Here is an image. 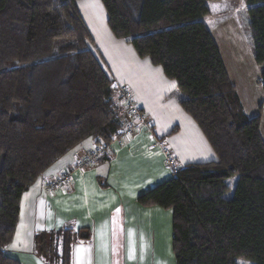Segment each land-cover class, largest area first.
<instances>
[{"label": "trees", "instance_id": "obj_1", "mask_svg": "<svg viewBox=\"0 0 264 264\" xmlns=\"http://www.w3.org/2000/svg\"><path fill=\"white\" fill-rule=\"evenodd\" d=\"M80 1L0 0V264H22L6 248L24 194L84 141L109 145L126 122L114 80L89 48ZM100 1L114 37L176 83L218 157L174 168L137 199L172 211L175 264H264V105L246 114L206 26L207 3L218 0ZM243 2L264 89V0ZM64 231L58 257L72 264L74 238ZM55 238L36 235V246L52 253Z\"/></svg>", "mask_w": 264, "mask_h": 264}, {"label": "crops", "instance_id": "obj_2", "mask_svg": "<svg viewBox=\"0 0 264 264\" xmlns=\"http://www.w3.org/2000/svg\"><path fill=\"white\" fill-rule=\"evenodd\" d=\"M207 4L210 16L205 20L206 26L218 45L246 114L255 116L260 103L264 105V89L258 84L261 71L254 58L250 35L242 33L240 20L233 22L239 16L236 5L223 0L208 1ZM92 42L97 47L101 62H104L103 68L115 82L116 92L117 86L121 84L133 89L138 105L155 124L157 137L162 144L172 149L178 167L188 163L218 161L200 128L180 106L176 83L166 78L161 67L154 66L149 59L140 58L132 45L115 37L97 46L92 36ZM121 49L133 54L127 58ZM246 104L255 106V109L249 111ZM260 131L264 139L262 123ZM93 149L95 145L91 139L77 146L24 194L21 205L25 202L30 206L39 204L41 196L47 195L44 189L46 184L70 172L71 182L50 194L61 219L50 224L44 223L47 226L44 229L50 232L71 230L73 244L85 240L90 247L83 254L86 259L89 257L90 264H111L115 259L116 246L120 248L122 245L125 260L130 259V242L132 245L144 246L138 250L139 261L158 264L152 247L159 244L161 238L166 239L167 252L172 249L173 253V213L158 206L142 207L137 199L173 176V171L161 156L160 148L140 134L125 146L115 147L114 156L108 157L107 161H94L80 169L79 163ZM121 213L123 218L119 219ZM32 227L28 252L33 261L28 264H44L33 254L37 250L33 237L38 226L33 224ZM75 230H79L78 235ZM82 232H86L88 237H81ZM119 238L122 240L117 242ZM76 250L77 247L74 252ZM74 254L72 248V264H78L74 261ZM15 259L24 264L21 258L15 256Z\"/></svg>", "mask_w": 264, "mask_h": 264}, {"label": "rangeland", "instance_id": "obj_3", "mask_svg": "<svg viewBox=\"0 0 264 264\" xmlns=\"http://www.w3.org/2000/svg\"><path fill=\"white\" fill-rule=\"evenodd\" d=\"M223 1H226L227 3H231V4L236 5L238 7L239 16L236 17L233 20V22L240 20V23H241L240 28L243 29V31L241 30L242 33L245 35L248 34V36H249L250 35L249 34L250 16H249V12H248L249 7L244 4L243 0H242L243 3H241L240 0H223ZM78 6L80 8V11H81L85 21H86L88 28L92 32L93 40L95 41L96 45L100 46V44L105 40L106 41H112L114 37H113V35H112L108 25H107L108 15H107V12H106L105 8L103 7L101 1L100 0H84V1L81 0L79 2ZM89 48L98 57L101 65L104 66V62H101L102 60H101L100 54L97 50V47L94 45V42H92V40L89 41ZM121 50H124L127 58H129V56L133 54L131 51L128 52L126 49H121ZM120 58L123 59L122 56H120ZM104 70L107 72L106 68ZM121 86H128V85L121 84V85L117 86V88H116L117 92L115 90V92H116L115 98L117 97L116 99L120 100V104H122V101L120 98V91H119V88ZM132 91H133V89H132ZM133 93H134V91H133ZM134 97L136 100L135 93H134ZM136 102H137V100H136ZM246 105L249 107L248 108L249 111H252L253 109H255V106H251L250 104H246ZM262 105L263 104L260 103V106L259 107L256 106V107L260 108ZM123 111H124V109L121 111L120 108L118 107V113H119L120 117L122 118V120H123V114H124L125 119H126V112L125 111L123 112ZM260 111H262V110L259 109V112H255V113H257L255 116H257L260 113ZM248 113H253V112H248ZM261 113H262V120H263L262 121V133H263V137H264V112L262 111ZM249 115H252V114H249ZM255 116H249V117H255ZM91 141H93V143L95 145V149H93V151L91 152V154L88 157H93V159H94L93 162L95 161V163H96L99 160L107 161L109 159L108 157L114 156V149H112V151L109 152L108 151L109 149H107L108 145L106 146L103 143L100 145H97L93 139H91ZM175 161H176V159H175ZM197 161H199V159ZM175 163L176 164L173 168L176 169L178 166H177V162H175ZM167 166L170 167L168 164H167ZM171 170L173 171L172 168H171ZM71 177L72 176L70 175V172H67L63 175H60V176L54 178L53 180L64 181L65 178H68V180H67V182L64 181L61 186L53 188V190H50V183H52L54 181L53 180L49 181L44 188L47 195L41 196L42 199H41V202L39 204L34 205V206H30V204L25 202L24 204L21 205L20 220H19V224H18L16 233L14 235L13 242L6 248V254L8 256L14 257V258L16 256L18 258H21L24 261V264H28L29 262L33 261L32 258L30 257L28 250H29V242L32 238L31 227L34 224V225L38 226V228L36 229L35 235H42L44 233V235H46L48 237L49 236H56V238H55L56 240L58 237V241H54V243H53V250L54 251L52 253H51V249H47L46 253L43 254L42 252H40V247L38 245L36 252L33 251L34 256H36L44 264H62V261H61V259H59L58 256L60 255V257H61V254H62L63 235L65 233H69L70 231L69 232L64 231V230L58 231V232L46 231L44 228L47 226H44V223L50 224V223H53L54 221L61 219L60 212L56 209V206H55L54 202L52 201L50 194H53L58 188H62L66 184L71 182V180H72ZM118 216H119V219L123 218L122 213L119 214ZM163 230L166 232V229H163ZM75 232L78 235L79 230H75ZM83 233H86V232H82L80 234L81 237H82ZM160 233H161V230L159 231V234ZM156 234L158 235L157 238L159 240L158 232ZM33 238H34V243L36 245V241H35L36 236H34ZM119 240H122V239L121 238L117 239V242ZM58 242H60V246L58 249L59 253H56L55 250L57 249V243ZM159 242H160L159 244L154 245L152 247L155 250V256L157 258L158 264H175V256L172 253V249H169V251L167 252V243H166L165 237L161 238V240ZM130 244L131 245L128 246V248H129L128 253H129V255L131 254L132 258L125 260V256L123 255L124 252L122 251L123 245L120 246V248H119V246H116L115 259L113 262H111V264H138L140 262H142L143 264L146 263V260L145 261H139L138 260V256H139L138 250H140V248H143L144 246H140L138 244L132 245V242H130ZM76 247H77V249H81L82 247H84V250L86 249L88 251V248L90 247V245L87 242H85V240H82V241L79 240V241H76V243L73 244V247H72L73 248V254L75 253L74 254V261L76 260L78 264L79 263L81 264V262H83V264H90L89 257H88V259H86V256H85V254H83V251H82V253H81V251L77 252V250H76V252H74ZM143 256H146V254H144ZM143 256H142V259H143ZM80 259H81V261H80ZM151 263L152 262L149 261V264H151ZM238 264H252V263L244 261V260H238Z\"/></svg>", "mask_w": 264, "mask_h": 264}, {"label": "built area", "instance_id": "obj_4", "mask_svg": "<svg viewBox=\"0 0 264 264\" xmlns=\"http://www.w3.org/2000/svg\"><path fill=\"white\" fill-rule=\"evenodd\" d=\"M120 98L122 100L123 107L126 112V123L116 139H114L108 146V151L111 152L112 149L115 150V147L125 146L135 136L140 134L145 135L150 141H152L156 146L160 148L161 156L164 158L166 163L174 170L175 159L172 154V149L162 144L161 139L157 137L155 131L154 122L148 117L146 112L140 108L138 103L135 100L134 93L129 86H121L119 88ZM93 157H86L79 163V168L82 169L84 166L89 165L93 162ZM68 178H65L64 181L67 182ZM54 182L50 183V190L61 186L64 181L62 180H53ZM59 181V182H58Z\"/></svg>", "mask_w": 264, "mask_h": 264}, {"label": "snow or ice", "instance_id": "obj_5", "mask_svg": "<svg viewBox=\"0 0 264 264\" xmlns=\"http://www.w3.org/2000/svg\"><path fill=\"white\" fill-rule=\"evenodd\" d=\"M117 211H119V209H117ZM80 251H84V249H77V252H80ZM129 258H132L131 257V254H130V257Z\"/></svg>", "mask_w": 264, "mask_h": 264}, {"label": "water", "instance_id": "obj_6", "mask_svg": "<svg viewBox=\"0 0 264 264\" xmlns=\"http://www.w3.org/2000/svg\"><path fill=\"white\" fill-rule=\"evenodd\" d=\"M82 237H83V238H87V237H88L87 233H83V234H82Z\"/></svg>", "mask_w": 264, "mask_h": 264}]
</instances>
